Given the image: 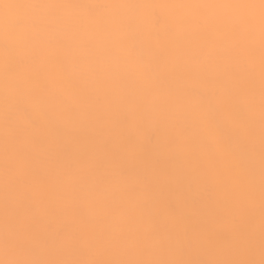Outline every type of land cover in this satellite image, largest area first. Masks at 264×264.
<instances>
[{
  "label": "snow or ice",
  "instance_id": "6c2138e0",
  "mask_svg": "<svg viewBox=\"0 0 264 264\" xmlns=\"http://www.w3.org/2000/svg\"><path fill=\"white\" fill-rule=\"evenodd\" d=\"M0 264H264V0H0Z\"/></svg>",
  "mask_w": 264,
  "mask_h": 264
},
{
  "label": "bare ground",
  "instance_id": "6f19581e",
  "mask_svg": "<svg viewBox=\"0 0 264 264\" xmlns=\"http://www.w3.org/2000/svg\"><path fill=\"white\" fill-rule=\"evenodd\" d=\"M57 2H87V3H136L146 2V0H57ZM153 2H168V3H192V2H225V0H153ZM196 84L197 81L193 80ZM178 102V101H174ZM256 259H259V250L257 246Z\"/></svg>",
  "mask_w": 264,
  "mask_h": 264
}]
</instances>
